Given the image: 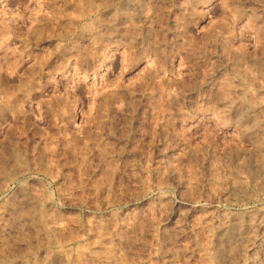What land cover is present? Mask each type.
I'll use <instances>...</instances> for the list:
<instances>
[{
  "label": "rangeland",
  "instance_id": "rangeland-1",
  "mask_svg": "<svg viewBox=\"0 0 264 264\" xmlns=\"http://www.w3.org/2000/svg\"><path fill=\"white\" fill-rule=\"evenodd\" d=\"M0 264H264V0H0Z\"/></svg>",
  "mask_w": 264,
  "mask_h": 264
},
{
  "label": "bare ground",
  "instance_id": "bare-ground-1",
  "mask_svg": "<svg viewBox=\"0 0 264 264\" xmlns=\"http://www.w3.org/2000/svg\"><path fill=\"white\" fill-rule=\"evenodd\" d=\"M217 228V227H216ZM222 229V228H221ZM226 231V230H225ZM235 233V232H234ZM230 251V250H229ZM226 260V259H225ZM234 260V259H233ZM227 262H229V261H227ZM236 262V261H235Z\"/></svg>",
  "mask_w": 264,
  "mask_h": 264
}]
</instances>
